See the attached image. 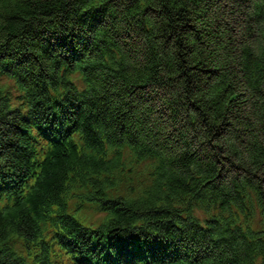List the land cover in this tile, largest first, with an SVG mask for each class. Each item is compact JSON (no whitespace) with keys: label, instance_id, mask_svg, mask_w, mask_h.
I'll return each instance as SVG.
<instances>
[{"label":"trees","instance_id":"trees-1","mask_svg":"<svg viewBox=\"0 0 264 264\" xmlns=\"http://www.w3.org/2000/svg\"><path fill=\"white\" fill-rule=\"evenodd\" d=\"M0 264H264V0H1Z\"/></svg>","mask_w":264,"mask_h":264},{"label":"rangeland","instance_id":"rangeland-1","mask_svg":"<svg viewBox=\"0 0 264 264\" xmlns=\"http://www.w3.org/2000/svg\"><path fill=\"white\" fill-rule=\"evenodd\" d=\"M0 2H1V0H0Z\"/></svg>","mask_w":264,"mask_h":264}]
</instances>
